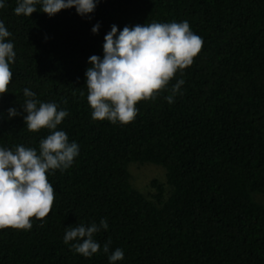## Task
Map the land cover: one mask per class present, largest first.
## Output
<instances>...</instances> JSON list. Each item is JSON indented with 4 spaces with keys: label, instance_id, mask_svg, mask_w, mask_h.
Wrapping results in <instances>:
<instances>
[{
    "label": "trees",
    "instance_id": "1",
    "mask_svg": "<svg viewBox=\"0 0 264 264\" xmlns=\"http://www.w3.org/2000/svg\"><path fill=\"white\" fill-rule=\"evenodd\" d=\"M0 3L16 53L0 97V147L39 154L53 131L27 129L25 88L68 112L55 130L79 147L70 167L47 173L50 214L31 229H0V264H112L117 248L116 264H264V0H97L85 16L73 7L51 17L42 0L32 16L15 14L18 0ZM184 21L203 40L193 64L138 103L133 122L94 120L86 71L91 56L103 59L112 26ZM10 108L20 114L9 117ZM138 164L162 168L170 189L153 181L148 197L134 188ZM102 219L98 253L85 257L78 241L64 242L67 228Z\"/></svg>",
    "mask_w": 264,
    "mask_h": 264
},
{
    "label": "clouds",
    "instance_id": "2",
    "mask_svg": "<svg viewBox=\"0 0 264 264\" xmlns=\"http://www.w3.org/2000/svg\"><path fill=\"white\" fill-rule=\"evenodd\" d=\"M41 0H18L14 9L17 16H32L35 5ZM97 0H42V12L50 17L62 10L76 8L81 16L92 13ZM5 5L0 3V8ZM98 33L99 25L93 27ZM11 33L0 21V97L8 93L13 73L9 64L15 62L16 53L11 42H5ZM104 57L89 58L92 67L86 71L87 101L92 109V118L97 121L129 124L138 114L136 105L141 101L153 100L166 90L177 72L191 66L202 50L203 40L194 34L187 21L125 26L120 31L113 25L105 36ZM185 83L179 80L166 97L169 104L180 93ZM27 98L22 107L27 113L24 121L31 132L42 129L53 130L42 139L38 152L30 147L18 145L14 150L0 147V229H31L32 219H45L51 212L55 191L47 178L49 170L67 169L79 154L78 145L69 143L64 131H57L68 115L59 110L55 103L40 102L36 94L25 88ZM83 95V93H81ZM20 113L9 109V117ZM108 223L90 226L78 224L66 229L64 242L73 245L75 252L90 257L100 251L101 245L94 240V234L107 230ZM109 240L103 246L109 252ZM124 259V252L117 248L110 256L112 264Z\"/></svg>",
    "mask_w": 264,
    "mask_h": 264
},
{
    "label": "rangeland",
    "instance_id": "3",
    "mask_svg": "<svg viewBox=\"0 0 264 264\" xmlns=\"http://www.w3.org/2000/svg\"><path fill=\"white\" fill-rule=\"evenodd\" d=\"M131 183L134 188L142 192L144 195L150 197L155 193L151 184L157 181L163 185L168 191L170 187L167 184L166 172L154 165H131ZM260 202L264 204V197H259Z\"/></svg>",
    "mask_w": 264,
    "mask_h": 264
}]
</instances>
